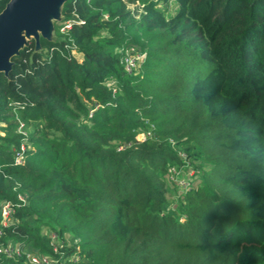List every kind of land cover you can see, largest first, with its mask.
<instances>
[{"label":"trees","instance_id":"16d2710c","mask_svg":"<svg viewBox=\"0 0 264 264\" xmlns=\"http://www.w3.org/2000/svg\"><path fill=\"white\" fill-rule=\"evenodd\" d=\"M160 1L67 0L84 22L0 72V245L21 247L0 264H264V0ZM123 45L146 52L132 71ZM186 162L200 179L171 196Z\"/></svg>","mask_w":264,"mask_h":264},{"label":"water","instance_id":"95a60500","mask_svg":"<svg viewBox=\"0 0 264 264\" xmlns=\"http://www.w3.org/2000/svg\"><path fill=\"white\" fill-rule=\"evenodd\" d=\"M67 0H8L0 11V72L9 76L13 57L32 40L41 50V38L57 39L56 21L64 19Z\"/></svg>","mask_w":264,"mask_h":264},{"label":"built area","instance_id":"2783aa9c","mask_svg":"<svg viewBox=\"0 0 264 264\" xmlns=\"http://www.w3.org/2000/svg\"><path fill=\"white\" fill-rule=\"evenodd\" d=\"M84 22V19L79 16L77 13H75L70 18H64L60 24V32H66L69 30L74 23H82ZM74 47H76V44H73ZM119 50L122 52V61L125 65L126 70L132 71L135 67L138 66L140 61H142L146 55L145 51L139 50L136 46H121L119 47ZM93 109H91L90 114H92ZM19 125L17 127V131L19 134L22 135L20 146L16 149L14 154V161L16 163H20L25 158V151L28 148V134H29V128L27 127L25 121L21 118H18ZM151 135V130L140 132L137 135L138 139H145L147 136ZM120 148H123V145L120 146ZM191 169L188 173L196 174L195 168H193L190 163L186 162L181 165L172 164L170 166L171 175L172 178L174 176L176 179L181 177L179 179V184L183 188V193L186 192V190L190 189L194 183L190 181V175L187 173V171ZM178 182V181H177ZM19 199L22 201L26 200L25 194H19ZM14 211V205L11 200H6L2 204V216H3V225H8L12 221V214ZM2 232V229L0 228V233ZM52 243L55 244L54 250L57 252V233H52ZM0 252L7 254L8 256H11L15 253L21 252L20 244L15 241H10L7 244L0 245ZM27 252L28 257V263L29 264H70L68 260L62 259L57 257V255H53L50 253H46L37 249H30ZM80 259L79 254L71 255L69 260L78 261Z\"/></svg>","mask_w":264,"mask_h":264},{"label":"rangeland","instance_id":"374dc122","mask_svg":"<svg viewBox=\"0 0 264 264\" xmlns=\"http://www.w3.org/2000/svg\"><path fill=\"white\" fill-rule=\"evenodd\" d=\"M159 9L164 13V15L166 16V18H171L175 15V13L177 12L178 8H179V5H178V2L176 0H169V1H163L161 0L159 3ZM129 8L133 9L134 14H136L137 16H140V14H142L143 12V6H139L138 3L136 4H130L129 5ZM62 21H56V28H57V25L61 24ZM56 33L58 34V31H56ZM191 169H189L187 171V173L190 171ZM171 172V171H169ZM191 177H190V181H192V183L196 184V182L199 181V176L196 174H191V173H188ZM168 176L170 179H168L169 181V185L172 187V189L174 190L170 195L171 196H175V197H178L179 195H182L183 194V188L182 186L179 184V179L183 176L181 175L180 177H178V179H176V177L174 176V178H172V175L171 173H168ZM178 181V182H177ZM179 194V195H178ZM176 199H174L173 202H175ZM69 235H67L68 237ZM69 238V237H68ZM67 238V239H68Z\"/></svg>","mask_w":264,"mask_h":264}]
</instances>
